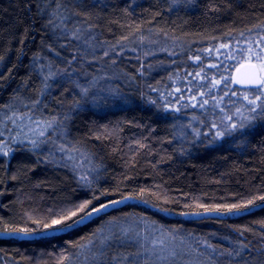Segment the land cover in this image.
I'll return each instance as SVG.
<instances>
[{"label":"trees","instance_id":"obj_1","mask_svg":"<svg viewBox=\"0 0 264 264\" xmlns=\"http://www.w3.org/2000/svg\"><path fill=\"white\" fill-rule=\"evenodd\" d=\"M54 10L52 0H0V55L5 57L0 62V111L27 97L25 102L34 104L44 94L43 108L50 103V113L63 121V137L57 130L49 139L60 137L69 148L79 149L71 154L82 156L91 167L98 166L100 178L91 188L84 187L71 167L57 166L41 151L18 147L11 157L0 158V218L16 226L35 227L31 219L47 218L93 195L100 196L94 201L99 204L143 191L142 199L149 203L129 200L53 237L31 241L0 237V264H58L62 253L72 257L76 253L70 242L84 244L85 238L109 221L127 217L143 219L158 232L178 229L175 241L209 264L212 260L244 264L240 257L210 258V250L195 241L206 240L217 251L230 249L232 241L240 238L235 229L251 228L243 239L259 247L264 231L256 222L264 219V210L225 217L223 222L184 217L179 212L195 210L185 204L232 203L264 194V125L258 122L243 146L226 138L211 147L192 144L191 129L181 125L191 123L204 132L222 115L210 100L204 109L192 107L196 101L192 97L201 95L198 83L202 78L235 76L243 55L239 49L247 47L245 40L264 34V27H257L264 25V0L180 4L173 0H98L96 7L76 9L82 14L67 21L68 37L59 39L44 27ZM77 29H81L80 40L72 37ZM85 38L94 48L84 47ZM73 56L77 59L69 64ZM235 56L237 61H233ZM50 72L62 75V82L50 78L46 82L44 77ZM99 79L127 102L115 100V108L102 112L85 108L65 115L81 99L77 85ZM175 87L185 96L175 94ZM230 89L222 84L219 91L224 97L220 107L226 111L242 102L238 99L241 86L230 84ZM149 99L159 107L148 103ZM165 104L181 111L165 112ZM49 142L55 149L56 144ZM105 190L113 194L100 195ZM157 208H168L171 213ZM243 256L252 264L264 260L255 251H245Z\"/></svg>","mask_w":264,"mask_h":264},{"label":"snow or ice","instance_id":"obj_2","mask_svg":"<svg viewBox=\"0 0 264 264\" xmlns=\"http://www.w3.org/2000/svg\"><path fill=\"white\" fill-rule=\"evenodd\" d=\"M55 3V10L49 14V17L44 25L45 28H48L57 39L64 37H68V29H67V21L71 20L72 17L80 16L82 13L80 11H76V9H86L88 7H96L97 3L89 5L87 0H52ZM193 0H173L174 4L180 3H192ZM40 13L43 14V10L39 9ZM59 21V23H57ZM257 27H264V25H257ZM57 31H59V35H57ZM249 32L252 30L249 29ZM81 29H77L72 33V37L80 40ZM244 36V33L240 34ZM127 39V37H125ZM22 43V42H21ZM237 43H240L237 41ZM247 47L240 48V52L243 53L241 56L239 66L236 69L237 75L234 77H221L220 80L213 81V86H218L222 82L224 84V88L230 89V84H236L241 86L240 96L238 99L242 101L235 106L233 110L226 111L225 108L220 107V105L224 102V97L221 96L219 100H216L215 104L212 106L213 109L219 108L220 113L222 115L219 116L218 121L213 120L208 125V131L202 132L200 128L194 127L191 123L187 125H181V128H190L192 134V144H196L199 142L200 144L205 145L206 147H211L215 145L218 141H223L226 138H231L234 143L238 142V146H243L247 142V138L253 135L255 131V127L258 122L264 125V34L257 33L256 38H248L245 40ZM84 44L89 45V39H84ZM255 45V47H253ZM51 47V46H49ZM63 47V45H62ZM221 47H228V45H221ZM258 49V50H257ZM59 55V53H57ZM105 56L108 55V52L105 51ZM4 56L0 55V62L4 60ZM235 58V57H232ZM77 57L73 56L72 60L67 61L69 64L72 63L73 60H76ZM199 60V57H196ZM115 63V61H113ZM215 67V65H213ZM43 71V66L40 68ZM11 71V70H9ZM66 77L70 78L71 73L68 72L67 69L63 70ZM54 75L53 73H49V75L45 76L44 79H49L50 76ZM199 75V74H197ZM2 78V77H0ZM49 87V85L45 84V88ZM80 87V97L81 99L75 102L76 107H80L81 101L83 103H88L91 101L94 105L99 102L100 97L93 95L89 96L92 85L89 87ZM156 91V89H152ZM110 94L113 95L117 99L123 100V102H127L126 99L119 96V93L114 92L113 90H109ZM231 94L236 96V91H232ZM206 95L205 93H201V96ZM225 95H228L225 92ZM179 99V98H178ZM193 100L196 99L195 96L192 97ZM213 99H215L213 97ZM35 103H39L36 101ZM148 103L152 105L157 104L156 100L149 99ZM209 103L207 99L202 101H198L197 104H192V107H199L204 109L205 106ZM233 105H236V101H230ZM11 109V105H8ZM184 107H188V105H184ZM163 111L165 112H180L181 109L165 104L163 106ZM5 117L7 120L11 121L14 125L17 119H23V116L17 115L16 111H12L11 116H7L5 113ZM68 117H65L67 119ZM28 119L31 120L29 116ZM193 120H197L198 118L193 116ZM39 121H36V124L39 125ZM203 124V121H200ZM53 125H57V128L60 129V137L62 138L64 132L62 131L63 121H57L56 119L45 121V127L39 128V131L35 134L37 135V139H31L29 142L32 145L33 149H38L42 144H46L49 141L47 139H39V137H44L45 132L48 128H53ZM175 127V125H173ZM55 130V129H54ZM182 136H187L183 131L181 132ZM3 136V132L0 131V137ZM19 136V133H17ZM23 140H20V143H23ZM54 145L55 141H51ZM11 143H16V138H12ZM56 151L61 153L60 161L61 164L55 158V154L53 152H49V156L51 158V162L56 164L57 166L63 167H71L73 171H77L78 169H84L79 172L77 182L84 187L91 188L95 181L100 178L99 168L91 167L85 168V166L81 163H78L76 158L71 154L72 152H79L80 150L77 148H69L64 143L56 145ZM12 152V149L8 146V143H5L3 140H0V155L5 157L9 156ZM82 155V154H81ZM15 179V177H13ZM113 193H109L107 190L102 192L100 195H110ZM144 193L141 191L138 195H125L121 196L120 199L109 200L104 203L96 204L94 201L100 199V196L93 195L91 199H84L83 201L74 204L72 207L63 209L58 213H53L49 217L44 219H31V224L35 225V227L28 226H16L4 221L0 218V237L18 239V240H35V239H44L47 237L56 236L59 233H66L70 230L78 228L79 226L85 224L88 221H91L94 216H99L101 213H106L109 208H114L117 205L123 204L129 200L139 199L142 203L148 204L147 200H143ZM167 203V201H165ZM186 208H193V211H181L179 215L188 217V216H197L205 219H214L220 222H223V218L225 217H234L240 216L244 214H250L253 209H261L264 210V194L255 195L248 200H242L238 202L232 203H222V204H213L208 205L204 203L196 202L194 204H185ZM157 211L163 212L165 214H170L171 210L168 208H157ZM110 224L118 223V220L109 221ZM260 229L264 231V219L257 221ZM178 229H161L160 237H153L149 243L150 247H146L143 241H147V237L142 235L141 231H136L132 227H119L118 230H111L109 233H105L103 229H97L92 233L91 237H87L88 243L83 244L81 242L73 241L70 242V247L77 249H84L90 255L92 264H122L123 261L128 260V257L120 254L117 256H108L107 260L104 257L107 253L113 248L114 244H123L125 241H134L140 248H143L145 252H152L157 255L158 259L167 260L168 256L160 255L168 248V241H175L177 239L176 233ZM240 238L232 241L233 247L230 249H220L217 251V247L209 244L206 240L200 241L196 240L195 243L199 247L203 245L206 249L210 250L208 255L210 258L213 255L220 256H228V257H240L241 260H244V264H252L251 261L245 260L243 253L248 251L249 253L255 251L258 256L264 257V243H262L259 247H256L251 244V242L243 239L244 233L248 231H253L251 228L244 229H235ZM166 234V235H165ZM96 239H93V238ZM227 239V237H225ZM260 239L264 241V235H261ZM183 243V240H181ZM200 255H204L203 252L199 253ZM135 256H140V252L137 251ZM177 255L176 251L173 249L169 256L175 257ZM88 257L86 256V259ZM253 260H256L254 257ZM72 254H61V259L58 261V264H71ZM129 264H138L137 261H130ZM144 264H150L148 260L144 261ZM212 264H216L215 260H212ZM227 264H232V261L229 260ZM259 264H264V260H260Z\"/></svg>","mask_w":264,"mask_h":264},{"label":"rangeland","instance_id":"obj_3","mask_svg":"<svg viewBox=\"0 0 264 264\" xmlns=\"http://www.w3.org/2000/svg\"><path fill=\"white\" fill-rule=\"evenodd\" d=\"M84 47L94 48V44H92V42H89V45L86 46L84 44ZM238 59H239L238 56H235V58H233V61H237ZM222 70H225V68H223ZM53 74L54 75L49 77L50 79H52L53 81L62 82V78H61L62 75H60L61 77H59L54 72ZM219 76L220 78L222 77L221 75ZM210 78H211L210 80H206L202 78V80L204 81H200L198 83V86L201 89L199 92L205 93L206 95L204 96L196 95V101H193L192 104H196V102L202 101L204 99L210 100L215 104L216 100H219V98L222 96L219 94V91H221L223 83L215 87L213 86V81L220 80V78L217 75H213ZM101 80L102 79L91 80L89 81V83H84L83 85V87H89L90 85H92L89 96L91 97L93 95H96L100 97L101 99L99 100L97 104L94 105L91 101H89L88 103H83L82 101L80 107H76L74 105L73 109H70L64 114L69 116L75 113L76 111H79L85 108H91V109H94L100 112L105 111L106 109L115 108L116 107L115 100L120 101V99H117L113 95H111L109 90H111L112 88L109 86L107 82L101 81ZM47 89L48 87L46 88V90ZM78 90L80 93V87H78ZM174 93L175 94L181 93L183 96H185L181 88L179 87L174 88ZM213 97L215 99H213ZM43 98H44V94L40 98L39 103L32 104L29 102L28 103L25 102L30 99V97H27V100H24V101L18 100L15 106H11V109L7 107L0 111V131L3 132V136L0 137V140H3L5 143H8V146L12 149V152L6 158L11 157V155L15 153L14 151L18 147L27 148L34 152L41 151L43 154H48V155L50 151L53 153L56 152L55 154L59 153L58 151H56V145L63 143V141L60 140V137H58L56 140H53L52 138L49 139V137H52L54 133L57 132V130H59L57 132V135H60V129L57 128V125H53V128H48L47 131L45 132L44 137H39V139H47L48 141H56L55 149L52 148L53 146H51L50 142L46 144H42L41 147L38 149H33L31 143L29 142L31 139H37V135L35 133L39 131V128L45 127V121H50V120L55 119L53 114L50 113V103H48V105L45 108H43L44 107L43 105L45 103L43 102ZM12 111H16L17 115L24 117L22 120L17 119L15 125L11 121L7 120L5 117V113L7 114V116H11ZM29 116L31 117V120L28 119ZM36 121L40 122L39 125L36 124ZM17 133H19V136H17ZM12 138H16V143H11ZM20 140H23L24 142L20 143ZM59 154L60 155L56 156L55 158L58 162H61L60 156L62 154L61 153ZM72 155L76 158L77 162L83 164L85 168H91V165L89 163L87 164L84 163L82 156L80 155L75 156V154H72ZM1 157H5V156L0 155V158ZM83 170L84 169H78L77 171H73V170L72 171L78 178L79 172ZM129 226L132 227L136 231H141L142 235L148 238L147 241L142 242L145 244L146 247H150L149 241L153 237L161 236V231L158 232V230L154 228L155 226L149 224L143 219L133 218V217H127V218L121 219L118 221V223L113 224V225L108 224V226H105L103 228V231L105 233H109L111 230H118L119 227L127 228ZM93 239H96V238L94 237ZM87 243L88 241H86L84 244H87ZM166 243H168V248L163 253H160V255L168 256L167 260L158 259L157 255L152 252H145L144 249L140 248L139 245H137L134 241H125L123 244H119V243L114 244L113 248L107 253L104 259L107 260L108 256H114L115 254H118V255L122 254L128 257V260L123 261L122 264H129V262L133 260L137 261L138 264H144L145 260H148L150 264H209L207 261L202 260L199 255H195L194 251H190L189 247L188 249L187 248L184 249L183 247H181V245L177 241L173 242V241L166 240ZM173 249L177 253L175 257L169 256V253ZM85 251L86 250L84 249H77L75 251L76 253L73 254L71 264H92L91 257L88 256V254L85 255V253H87ZM137 251L140 252V256L138 257L134 255ZM86 256L88 257L87 259H86ZM113 264H115V262H113Z\"/></svg>","mask_w":264,"mask_h":264},{"label":"water","instance_id":"obj_4","mask_svg":"<svg viewBox=\"0 0 264 264\" xmlns=\"http://www.w3.org/2000/svg\"><path fill=\"white\" fill-rule=\"evenodd\" d=\"M237 75V72L235 71V76Z\"/></svg>","mask_w":264,"mask_h":264}]
</instances>
